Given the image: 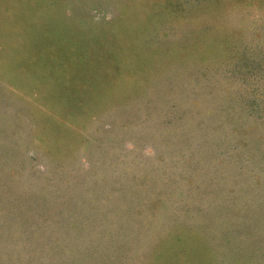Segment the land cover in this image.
<instances>
[{
	"label": "rangeland",
	"instance_id": "374dc122",
	"mask_svg": "<svg viewBox=\"0 0 264 264\" xmlns=\"http://www.w3.org/2000/svg\"><path fill=\"white\" fill-rule=\"evenodd\" d=\"M0 264H264V0H0Z\"/></svg>",
	"mask_w": 264,
	"mask_h": 264
},
{
	"label": "bare ground",
	"instance_id": "6f19581e",
	"mask_svg": "<svg viewBox=\"0 0 264 264\" xmlns=\"http://www.w3.org/2000/svg\"><path fill=\"white\" fill-rule=\"evenodd\" d=\"M120 92V91H119ZM119 92H116L117 93V95H118V98H119ZM122 95V94H121ZM112 96H114V95H112ZM117 98V97H116ZM113 99V98H112ZM112 99H111V101H112ZM110 101V100H109Z\"/></svg>",
	"mask_w": 264,
	"mask_h": 264
}]
</instances>
